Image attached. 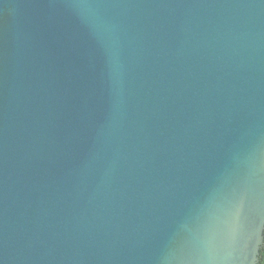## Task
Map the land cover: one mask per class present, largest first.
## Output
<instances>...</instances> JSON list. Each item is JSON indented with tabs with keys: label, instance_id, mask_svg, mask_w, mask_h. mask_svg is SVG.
Masks as SVG:
<instances>
[{
	"label": "water",
	"instance_id": "95a60500",
	"mask_svg": "<svg viewBox=\"0 0 264 264\" xmlns=\"http://www.w3.org/2000/svg\"><path fill=\"white\" fill-rule=\"evenodd\" d=\"M264 0H0V264H258Z\"/></svg>",
	"mask_w": 264,
	"mask_h": 264
},
{
	"label": "trees",
	"instance_id": "16d2710c",
	"mask_svg": "<svg viewBox=\"0 0 264 264\" xmlns=\"http://www.w3.org/2000/svg\"><path fill=\"white\" fill-rule=\"evenodd\" d=\"M262 260H264V245H263V248H262L261 253H260V261L258 264H261Z\"/></svg>",
	"mask_w": 264,
	"mask_h": 264
},
{
	"label": "snow or ice",
	"instance_id": "6c2138e0",
	"mask_svg": "<svg viewBox=\"0 0 264 264\" xmlns=\"http://www.w3.org/2000/svg\"><path fill=\"white\" fill-rule=\"evenodd\" d=\"M261 264H264V260L261 261Z\"/></svg>",
	"mask_w": 264,
	"mask_h": 264
},
{
	"label": "flooded vegetation",
	"instance_id": "af4514ba",
	"mask_svg": "<svg viewBox=\"0 0 264 264\" xmlns=\"http://www.w3.org/2000/svg\"><path fill=\"white\" fill-rule=\"evenodd\" d=\"M263 235H264V233H263ZM264 245V244H263ZM262 248H263V246H262ZM262 250V249H261Z\"/></svg>",
	"mask_w": 264,
	"mask_h": 264
}]
</instances>
